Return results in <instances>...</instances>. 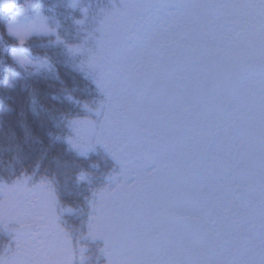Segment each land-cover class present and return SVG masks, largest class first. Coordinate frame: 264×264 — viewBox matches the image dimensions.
<instances>
[{
  "label": "snow or ice",
  "instance_id": "obj_1",
  "mask_svg": "<svg viewBox=\"0 0 264 264\" xmlns=\"http://www.w3.org/2000/svg\"><path fill=\"white\" fill-rule=\"evenodd\" d=\"M160 4L122 0L87 61L104 119H72L67 139L82 153L103 144L123 176L94 192L87 235L108 264H264V0H180L163 27ZM7 31L23 45L55 29L37 14ZM31 180L0 183V225H19L0 264H74L51 181Z\"/></svg>",
  "mask_w": 264,
  "mask_h": 264
},
{
  "label": "trees",
  "instance_id": "obj_2",
  "mask_svg": "<svg viewBox=\"0 0 264 264\" xmlns=\"http://www.w3.org/2000/svg\"><path fill=\"white\" fill-rule=\"evenodd\" d=\"M114 1L34 0L30 12L43 16L55 32L35 33L23 45L7 31L9 15L0 14V150L7 161L0 166V183L9 185L24 176H30L32 183L42 177L51 181L59 224L76 247L74 264L108 260L102 241L87 235L88 222L94 192L104 189L120 166L103 144L82 153L67 138L74 135L69 126L72 119L86 117L100 124L104 118L106 92L87 61L96 50L99 19ZM70 45L81 50L73 54ZM14 52L32 61L46 60L47 66H21ZM25 142L41 150L30 158L22 156L19 164L12 163L20 154L7 149L23 147ZM17 227L16 223L0 225V256L14 250Z\"/></svg>",
  "mask_w": 264,
  "mask_h": 264
},
{
  "label": "rangeland",
  "instance_id": "obj_3",
  "mask_svg": "<svg viewBox=\"0 0 264 264\" xmlns=\"http://www.w3.org/2000/svg\"><path fill=\"white\" fill-rule=\"evenodd\" d=\"M180 0H161V4H160V8H159V11H153V15L157 18L158 22L161 23V27H163L166 23H167V13L169 12H176L178 11V4H179ZM121 3H122V0H115L114 3L112 5H110L109 7H107L106 9H104L103 11V14H102V18L99 19V28H100V24H101V21L103 20L104 18V15L115 9V8H118L121 6ZM26 5V0H22L20 4H18V6H16V11L12 12L9 16H8V23H7V26L10 24V23H15V24H23V25H28L32 22V20L34 19V17L36 16V14L30 12L29 8L27 9V12H23V14H18V10L20 9H23L24 6ZM164 18L162 21L160 18ZM35 34V32L33 33ZM32 34V35H33ZM11 35V34H10ZM13 36V35H12ZM100 36V35H99ZM97 36V40H98V37ZM15 37V36H13ZM16 38V37H15ZM96 50H97V44H96ZM95 50V51H96ZM94 51V52H95ZM107 100V96L105 95V100H103V102H105ZM105 107V106H104ZM104 119V118H103ZM97 124V123H96ZM99 125V124H97ZM98 144H101V143H94L93 146L88 150H92L94 149ZM87 151V152H88ZM111 159L112 160H116V163L120 166V171H119V175L117 177V175L114 176L117 177V179H123V176L121 174V165L119 163V161H117V159H115V157H113V155L111 154ZM154 167V165H148V170H151V168ZM105 176L106 178L109 177L108 175V171L105 172ZM12 184V183H11ZM10 185V184H9ZM54 188V187H53ZM55 190V189H54ZM238 191V190H237ZM5 197L3 196V199ZM56 211H57V207H56ZM58 214V213H57ZM11 223H16L15 221H10L7 225H10ZM17 224V223H16ZM18 225V224H17ZM3 226V225H2ZM19 226V225H18ZM13 232V231H12ZM15 232V231H14ZM16 233V232H15ZM100 238V237H98Z\"/></svg>",
  "mask_w": 264,
  "mask_h": 264
},
{
  "label": "clouds",
  "instance_id": "obj_4",
  "mask_svg": "<svg viewBox=\"0 0 264 264\" xmlns=\"http://www.w3.org/2000/svg\"><path fill=\"white\" fill-rule=\"evenodd\" d=\"M29 2V0H26V4ZM34 2V0H33ZM17 3V0H0V11H5L12 13L16 11V9L13 7V5ZM23 9L18 10V14H23ZM41 149L38 145L32 144L29 145L27 142L24 143L23 147L21 145H15L14 147H9L7 149L8 152L11 153H19L20 155L17 156V159L15 161H12V163L19 164L21 162V157H33L37 152H39ZM5 154L3 150H0V166H3L7 161L4 159Z\"/></svg>",
  "mask_w": 264,
  "mask_h": 264
},
{
  "label": "flooded vegetation",
  "instance_id": "obj_5",
  "mask_svg": "<svg viewBox=\"0 0 264 264\" xmlns=\"http://www.w3.org/2000/svg\"><path fill=\"white\" fill-rule=\"evenodd\" d=\"M18 4H19V0H17L16 6H17ZM1 12L4 13L3 11H1ZM118 175H119V174H118ZM118 175H117V177H118ZM117 177H115V178H110V182H109V184H108L104 189H111V188L115 187L116 182H117L118 180H121V179H117ZM96 239H100V240L102 241L103 245L105 246V241H104V239H103L102 237H100V238L96 237ZM105 264H108V260L106 261Z\"/></svg>",
  "mask_w": 264,
  "mask_h": 264
},
{
  "label": "water",
  "instance_id": "obj_6",
  "mask_svg": "<svg viewBox=\"0 0 264 264\" xmlns=\"http://www.w3.org/2000/svg\"><path fill=\"white\" fill-rule=\"evenodd\" d=\"M15 5H16V3L13 5L14 8H15ZM3 12H5V11H3ZM5 13H9V12H5Z\"/></svg>",
  "mask_w": 264,
  "mask_h": 264
},
{
  "label": "bare ground",
  "instance_id": "obj_7",
  "mask_svg": "<svg viewBox=\"0 0 264 264\" xmlns=\"http://www.w3.org/2000/svg\"><path fill=\"white\" fill-rule=\"evenodd\" d=\"M0 14H2V12L0 11Z\"/></svg>",
  "mask_w": 264,
  "mask_h": 264
}]
</instances>
